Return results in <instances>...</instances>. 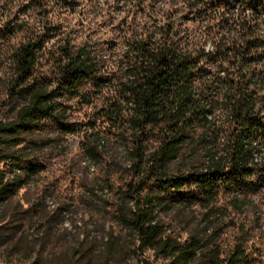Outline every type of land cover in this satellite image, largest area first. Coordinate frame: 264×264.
Instances as JSON below:
<instances>
[{"label": "trees", "instance_id": "1", "mask_svg": "<svg viewBox=\"0 0 264 264\" xmlns=\"http://www.w3.org/2000/svg\"><path fill=\"white\" fill-rule=\"evenodd\" d=\"M3 68L0 202L78 135L158 264H264V0H0ZM176 208L201 232L164 238Z\"/></svg>", "mask_w": 264, "mask_h": 264}, {"label": "rangeland", "instance_id": "2", "mask_svg": "<svg viewBox=\"0 0 264 264\" xmlns=\"http://www.w3.org/2000/svg\"><path fill=\"white\" fill-rule=\"evenodd\" d=\"M164 4V3H163ZM8 72L0 69V103ZM2 108L3 118L11 114ZM81 137H68L67 150L52 143L28 149L45 168L0 202V264H158L156 249L139 250L133 235L100 203L97 178L80 149ZM96 190V196L91 191ZM163 237L184 240L201 232L199 218L186 209L160 213ZM194 261L190 264H198Z\"/></svg>", "mask_w": 264, "mask_h": 264}]
</instances>
